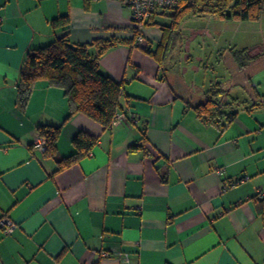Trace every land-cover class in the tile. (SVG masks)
<instances>
[{
	"label": "crops",
	"instance_id": "obj_1",
	"mask_svg": "<svg viewBox=\"0 0 264 264\" xmlns=\"http://www.w3.org/2000/svg\"><path fill=\"white\" fill-rule=\"evenodd\" d=\"M58 18L68 24L53 29ZM64 36L131 41L130 10L118 0H0V218L17 224L0 228V264H264V101L231 88L220 102L234 117L220 126L187 110L163 78L179 72L177 57L160 65L144 51L162 36L150 25L137 45L99 59L123 86V120L107 129L84 114L65 121L63 90L44 81L21 111L28 55ZM220 75L203 91L228 76L225 67ZM253 82L264 96V70ZM39 126L61 127L57 160L74 154L79 132L98 141L57 172L34 147Z\"/></svg>",
	"mask_w": 264,
	"mask_h": 264
},
{
	"label": "trees",
	"instance_id": "obj_2",
	"mask_svg": "<svg viewBox=\"0 0 264 264\" xmlns=\"http://www.w3.org/2000/svg\"><path fill=\"white\" fill-rule=\"evenodd\" d=\"M194 17H213L223 21H259L264 18V0H179L170 14L152 17L146 26L157 25L162 36L155 50L145 49L158 64L164 65L170 58H176L175 50L182 44L187 47L188 36L181 32L183 20ZM166 18L167 23L156 21ZM67 18H58L51 22L53 29L63 28ZM193 35V33H192ZM191 35V36H192ZM183 37H186L183 40ZM136 35L131 41L96 40L89 44L71 43L65 36L34 50L28 55L26 71L21 73L17 85V98L21 111H25L35 84L44 81L51 87L63 90L68 104V121L76 114H84L100 124L104 129L111 127L118 113H124L121 105L122 84L115 83L99 68V59L119 44H135ZM94 48L95 52L90 53ZM184 57L185 54L183 55ZM219 60L227 70L228 76L214 83L210 90L203 91L201 86L188 87L180 72L167 70L163 75L171 92L189 111L203 117L209 124L220 126L229 123L234 114H227L226 105L220 97L231 88H241L251 101H264L253 82L255 74L264 70V49L259 46L224 50ZM239 104V101H235ZM38 135L46 142L43 155L56 159L57 141L61 127L39 126ZM98 139L85 132L77 133L71 143L74 154L65 159H56L57 172L63 171L82 159L89 157Z\"/></svg>",
	"mask_w": 264,
	"mask_h": 264
},
{
	"label": "rangeland",
	"instance_id": "obj_3",
	"mask_svg": "<svg viewBox=\"0 0 264 264\" xmlns=\"http://www.w3.org/2000/svg\"><path fill=\"white\" fill-rule=\"evenodd\" d=\"M162 23H167V19L164 18ZM180 30L189 38L185 51L181 48L183 43L175 50L176 69L189 84L194 81L202 87H208L214 79L221 77L224 65L218 57L220 51L222 53L229 47L242 49L259 46L264 49V18L259 21L241 22L190 15L183 20ZM185 38L183 37V40ZM180 54L181 57L178 58ZM184 54L186 57L183 58ZM193 65H196L198 70L193 68Z\"/></svg>",
	"mask_w": 264,
	"mask_h": 264
},
{
	"label": "built area",
	"instance_id": "obj_4",
	"mask_svg": "<svg viewBox=\"0 0 264 264\" xmlns=\"http://www.w3.org/2000/svg\"><path fill=\"white\" fill-rule=\"evenodd\" d=\"M96 1V0H94ZM123 3L130 10V21L133 24V32L136 35L135 44L142 40V34L146 27L147 22L154 16L172 13L178 5L179 0H118ZM124 113H118L113 120L112 124L123 120ZM35 149L43 153L46 149L45 140L38 136L34 144ZM247 179V178H246ZM245 178L236 180L233 185H236ZM256 196L259 199H264V190L256 189ZM0 228L6 232L11 233L17 228L16 222L7 217L0 218Z\"/></svg>",
	"mask_w": 264,
	"mask_h": 264
}]
</instances>
